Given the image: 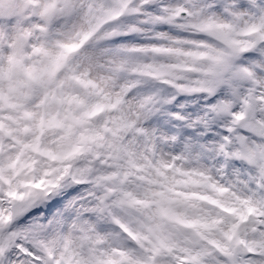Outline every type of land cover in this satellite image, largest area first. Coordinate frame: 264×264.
Instances as JSON below:
<instances>
[{"label":"snow or ice","instance_id":"1","mask_svg":"<svg viewBox=\"0 0 264 264\" xmlns=\"http://www.w3.org/2000/svg\"><path fill=\"white\" fill-rule=\"evenodd\" d=\"M0 264H264V0H0Z\"/></svg>","mask_w":264,"mask_h":264}]
</instances>
